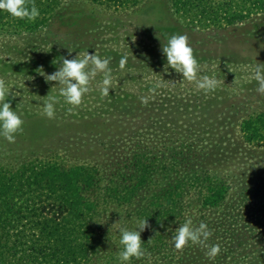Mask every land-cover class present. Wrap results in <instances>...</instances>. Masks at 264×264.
Listing matches in <instances>:
<instances>
[{
	"label": "rangeland",
	"instance_id": "1",
	"mask_svg": "<svg viewBox=\"0 0 264 264\" xmlns=\"http://www.w3.org/2000/svg\"><path fill=\"white\" fill-rule=\"evenodd\" d=\"M174 33L188 36L200 63L197 78L214 75V90L204 92L174 69L164 71L162 43ZM88 52L110 58L109 94L101 97L98 73L79 106L68 111L71 106L61 102L55 117L47 118L43 102L48 94L58 95L61 87L46 80V74L61 67L62 61L53 60ZM122 57L127 58L124 68ZM259 64H264V14L225 30H200L188 28L174 15L172 0H142L120 9L62 0L46 29H0V79L9 84L11 106L24 120L14 142L0 138V166L12 170L40 160L102 170L106 183L93 194L101 202L93 224L99 227L103 249L92 264H120L119 228H133L149 208L146 188L130 203L115 202L104 191L108 186L122 188L124 177L135 169V153L141 164L161 168L166 152L189 147L206 161L200 182L217 179L230 189L225 210L264 216V145L248 144L241 131L245 119L264 113V96L256 91L254 79ZM200 195H194L195 210ZM215 212L207 215L215 217ZM146 219L141 238L147 242L154 236L155 218ZM263 260L264 245L223 264Z\"/></svg>",
	"mask_w": 264,
	"mask_h": 264
},
{
	"label": "trees",
	"instance_id": "2",
	"mask_svg": "<svg viewBox=\"0 0 264 264\" xmlns=\"http://www.w3.org/2000/svg\"><path fill=\"white\" fill-rule=\"evenodd\" d=\"M87 1L120 9L135 7L142 0ZM34 2L40 10L36 20L0 11V29L35 32L50 27L62 0ZM172 10L188 28L225 30L264 14V0H172ZM241 131L248 144L264 145V113L245 119ZM164 158L160 168L141 164L135 153L131 158L135 169L124 177L122 188L104 190L119 203L138 200L143 188L150 191L149 208L141 216L155 218L154 236L143 241L145 256L132 258L131 263L223 264L227 258L245 257L250 249L254 252L264 245V216L225 210L230 189L217 179L207 185L200 182L206 165L200 153L184 146L172 148ZM104 183L102 170L94 166L65 168L40 160L12 170L0 166V264H92L103 249L99 227L93 224L101 202L93 194ZM195 194H202L198 210L193 207ZM213 212L217 216L207 215ZM187 218L193 226L207 224L212 233L207 243L219 244L221 249L215 258L209 259L199 244L174 247L171 236ZM248 239L257 245L255 250L247 245Z\"/></svg>",
	"mask_w": 264,
	"mask_h": 264
},
{
	"label": "clouds",
	"instance_id": "3",
	"mask_svg": "<svg viewBox=\"0 0 264 264\" xmlns=\"http://www.w3.org/2000/svg\"><path fill=\"white\" fill-rule=\"evenodd\" d=\"M0 11L27 21H34L40 16V10L34 0H0ZM166 42L162 43V52L166 56L164 71L169 68L181 73L182 77L188 81H195L196 86L204 92H209L217 87V79L213 76L204 75L198 79L200 63L194 55L193 48L189 43L186 34L174 33L165 37ZM72 50H69L71 53ZM126 57L120 60V68H124ZM62 61L61 67L51 73L46 74V80L55 81L61 85L58 95L48 94L43 102L42 114L52 119L56 114V107L63 102L70 105L68 111H72L79 106L84 96L90 91V84L98 73H102L100 81V95L105 97L109 94L112 85V69L109 67L110 58H104L96 52H88L86 55H77L68 59L59 57L53 60V64ZM254 79L257 87L256 91L264 96V64H259L254 69ZM9 84L0 79V138L8 142H14L16 135L23 132L24 120L22 114L11 106ZM148 226V219L137 218L133 228H119V244L123 247L118 253L120 264H130L132 258L140 259L145 256L146 249L141 238V232ZM212 235L208 226L200 222L198 226H193L191 218L185 219L175 229L171 239L174 241L176 249H183L187 245L199 244L206 249L205 255L209 259L215 258L221 251L219 244L209 245L207 242Z\"/></svg>",
	"mask_w": 264,
	"mask_h": 264
}]
</instances>
